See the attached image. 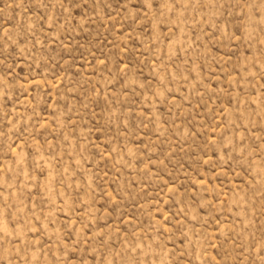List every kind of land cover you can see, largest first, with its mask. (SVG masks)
Segmentation results:
<instances>
[{"label":"rangeland","instance_id":"374dc122","mask_svg":"<svg viewBox=\"0 0 264 264\" xmlns=\"http://www.w3.org/2000/svg\"><path fill=\"white\" fill-rule=\"evenodd\" d=\"M0 264H264V0H0Z\"/></svg>","mask_w":264,"mask_h":264}]
</instances>
